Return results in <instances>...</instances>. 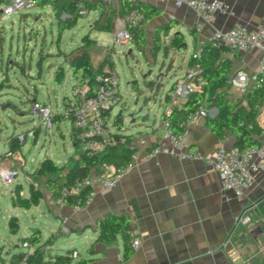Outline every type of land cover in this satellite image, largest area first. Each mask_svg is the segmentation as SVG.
<instances>
[{"label": "crops", "instance_id": "1", "mask_svg": "<svg viewBox=\"0 0 264 264\" xmlns=\"http://www.w3.org/2000/svg\"><path fill=\"white\" fill-rule=\"evenodd\" d=\"M8 1L3 0L0 4V14L2 6ZM64 1L66 0H58L59 5L61 6ZM69 1L77 4L80 10L85 9V13L80 16L92 14L88 20L90 29H96L93 26L94 22L99 25L104 24L111 8L113 12L107 24L108 29L104 31L110 32L112 37L116 20L123 16L118 13L122 0ZM127 1L148 3L158 10V13L143 25L146 45L137 46L138 48L150 47L153 43L155 28L171 23V27L167 29V35L174 32H180L183 35L185 48L180 51H184L189 42L188 59L196 46H209L208 40L214 30L227 29L236 22L244 24L249 29L256 28L264 13V0H222L227 4L228 11L216 13L209 23L196 29L195 24L198 17L190 7L184 5L177 7L172 0ZM86 3L98 4L96 8H89ZM36 6L41 8L40 11L49 9L53 14L51 5L41 7L37 4ZM23 14L30 16L28 11H20L18 12L19 18ZM61 14L64 17L67 16L63 11ZM219 49L232 63L223 89L238 107L246 111L253 84L243 90L237 89L228 84V76L236 69L248 72L257 70L261 50L237 51L226 47ZM80 52L87 51L80 49L72 53L66 61L69 70V60L74 54ZM87 54L88 62L93 70L100 69L101 71L97 72H103L114 69L113 65L107 63L105 51H99L101 56L97 57L98 63L95 65L91 62V55L88 52ZM188 59L183 58L177 69L174 68L173 63L170 70L174 71L173 75L176 78L166 90L162 89V81L153 83V87L147 85L149 90L147 98L155 103L156 96L166 95L170 88L172 90V85L183 76L185 67L188 66ZM146 101L144 103L147 104ZM184 101L185 98L180 99L181 105ZM205 107L209 112L208 117L213 118L216 108ZM142 108L144 110L142 113L148 112V119L135 122L129 117V125L124 126L123 116L119 130L120 136L114 144V159L117 158L116 155L128 150L130 161L133 162L132 168L122 175L111 188H104L93 180L91 185L93 196L90 202L82 208L73 210L68 203L58 204L57 198L53 197L44 185L45 176L34 173L38 164L31 171L23 172L28 181V192L24 196L29 195L30 186L40 192L39 201L35 206L40 209V214L47 219L49 224L47 232L38 228L41 239L45 233H48V236L52 234L54 238L50 245L43 248L44 252L48 251L46 258L43 254V260H47L49 255L66 254L76 250L77 256L72 258V264H264V171L257 175L251 189L239 196L233 194L225 196L220 190L218 174L212 166L211 156L218 146L233 145L234 137L232 134L225 133L222 138H218L205 124V118H200L194 123H186L183 125L182 132L189 148L197 149L201 158L178 159L161 152L150 159L142 158L143 153L155 145H170L164 136L163 115L151 113V108H146V111L144 107ZM263 118L264 98L261 99L253 118L259 129V132L254 133L259 144H264V131L261 128ZM59 124L56 125L57 128ZM70 126V136L73 140L71 123ZM113 128L116 133L114 125ZM25 133L24 139L30 132ZM36 139L37 137L32 135V141L35 142ZM118 144L122 146L120 151H116ZM18 151L19 149L12 152L15 153V158L11 163H0V168L19 169L24 164V159ZM73 152L74 140L72 141V152L67 157H70ZM65 161L53 162L63 164ZM101 168L103 175L115 171L114 166L106 163ZM94 175L96 174H91V176ZM19 186L18 184L14 188V193L18 190L19 194H23ZM242 213L247 214L250 221L236 224L235 217ZM107 214L126 217L125 238L121 233H117L108 241H101L97 238L98 220ZM51 217L57 219L58 223ZM15 228L16 232L17 223ZM60 236L76 245L67 250L53 247L56 238ZM134 239L139 241L135 248L132 246ZM125 244H129L131 249L127 257H124ZM1 251L2 249H0V259L10 263H15V258H12L13 254L20 252L11 251L9 248L1 257Z\"/></svg>", "mask_w": 264, "mask_h": 264}, {"label": "rangeland", "instance_id": "2", "mask_svg": "<svg viewBox=\"0 0 264 264\" xmlns=\"http://www.w3.org/2000/svg\"><path fill=\"white\" fill-rule=\"evenodd\" d=\"M40 10L41 8L37 6L22 10V12L28 11L30 16L23 14L20 18L18 13L9 16L0 14L1 164H9L15 158V153H7L9 136H16L23 132L31 133L37 126L35 142L32 141V133H29L23 141L17 140L20 144L18 152L24 159V164L17 169L13 183L6 185L0 178L1 257L9 248L11 251H26L27 248L20 244V238L28 237L34 228L48 231V221L40 214L38 207L33 205L26 209L14 206L11 203V197L15 196L14 188L18 184L19 189L23 191L21 196L28 192V181L23 172L31 171L46 157L62 163L72 152L70 120H62L59 128L54 123L46 126L41 115L32 109V101L35 99L44 103L51 113H64L63 98L71 99V88L75 81L66 63L71 54L85 49L91 55V62L95 65L98 63L97 57L101 56L99 51L106 52L107 63L113 65L118 74V90L124 100L122 108L115 107L112 114L121 109L125 118L124 126L129 125L128 115L140 106L144 107L145 111L146 108H151V113H160L156 102L147 98L149 90L146 81L154 80L157 74H164L160 80L163 83L162 89L166 90L176 78L173 75L174 71L170 70L173 63L174 68L177 69L182 59H188L190 54L189 42L184 51H163L161 45L168 40V35L161 36L160 47L155 55L150 53L153 43L150 47L142 49L135 46L132 41L123 45L114 44L110 32L88 27L91 13L79 16L76 24L62 31L57 42L56 15L49 9L48 11ZM83 11L80 15L85 13V9ZM63 17L60 13L59 18L63 19ZM129 49L131 52L125 55ZM161 62L162 65H160ZM59 64L63 66L64 75L55 82L54 74ZM170 75L171 78H169ZM145 100L147 104L144 103ZM121 148V144H118L116 151H120ZM10 218L17 223L15 233L9 231ZM51 219L58 223L57 219L53 217ZM47 236L48 233H45L41 241ZM65 240L63 236L57 237L53 247L67 250L76 245ZM47 253L48 251L44 252L45 258Z\"/></svg>", "mask_w": 264, "mask_h": 264}, {"label": "built area", "instance_id": "3", "mask_svg": "<svg viewBox=\"0 0 264 264\" xmlns=\"http://www.w3.org/2000/svg\"><path fill=\"white\" fill-rule=\"evenodd\" d=\"M177 7L187 6L192 8L198 17L195 24L199 29L204 24L209 23L216 13L227 12L228 6L222 0H172ZM37 5L36 0H9L2 6V16H9L22 10H27ZM83 13V10L79 11ZM140 19L138 10L133 9L128 14L119 17L116 20L112 33V42L123 45L132 41L129 28ZM208 45L213 48L226 47L230 50L248 51L252 49L261 50L258 60V68L255 71L248 72L243 69H236L228 76V84L237 89H246L250 84L258 87H264V13L260 17L256 28L249 29L244 24L236 22L227 29H217L209 37ZM202 46H196L191 56L196 57L201 52ZM95 83L90 85L87 78L79 77L72 85L71 99H64V115L69 117L71 125L77 130L76 137L80 140L83 149L92 154L102 152L107 147L114 145L117 139L113 136V116L115 107L122 108L123 96L118 90V74L115 69H109L94 75ZM203 69L198 64H192L185 67L184 74L178 80L168 96H156V103L160 113L163 116H169L175 109L181 108V98L194 91L199 90L204 84ZM32 109L41 115L46 126H50V110L47 106L38 101L32 103ZM209 115L204 105L198 106L194 111L186 115V123H194L200 118ZM165 126L164 136L168 139L169 146L155 145L142 155L144 159H150L158 153H165L178 159L201 158L197 149L189 148L182 134H177L169 126V121L163 119ZM261 128L264 131V118L261 122ZM24 133L16 135L18 141H23ZM121 139V138H120ZM11 154L10 151L7 152ZM211 163L218 174L221 192L228 196L241 195L244 191L251 189L254 185L257 175L264 171V144L256 146L240 147L231 145L230 147L218 146L211 156ZM133 166V162L119 165L115 171L108 175H88L83 178H75L69 185H63L60 189V195L57 203H64L63 196L77 195L84 187H89L88 194L83 200L76 199L70 204L73 210H78L88 204L93 196L91 185L93 180L104 188L113 187L119 178L127 173ZM17 169L13 167L0 168V178L9 185ZM250 221L247 214H239L235 217L236 224H244ZM139 241L134 239L132 246L137 247ZM27 248L26 253L15 263H10L0 259V264H36L27 259L28 254L32 253L33 246L28 240H22L20 243ZM72 258H76L77 251L70 253ZM39 264H51L43 260Z\"/></svg>", "mask_w": 264, "mask_h": 264}, {"label": "trees", "instance_id": "4", "mask_svg": "<svg viewBox=\"0 0 264 264\" xmlns=\"http://www.w3.org/2000/svg\"><path fill=\"white\" fill-rule=\"evenodd\" d=\"M3 0H0V4ZM37 4L41 7L47 5L52 6V12L56 15L57 23V42L61 36V33L65 29L71 28L76 19L80 16V8L77 4L71 3L66 0L59 5L58 0H36ZM89 8H96L98 3L88 4ZM136 9L140 13V19L132 25L129 30L131 38L134 44L138 47L146 45L145 30L143 25L154 15L158 13L148 3L134 2L131 3L127 0H122L118 8L120 15L128 14L131 10ZM67 14L63 19L59 18L61 12ZM113 10L109 9V14L104 24L99 25L94 22V28L98 30H107L108 22ZM171 27V23L159 25L154 30L153 35V46L151 47V54L155 55L159 46V40L161 36L167 35V29ZM185 48L184 37L180 32H174L169 35L168 40L161 45L163 51L173 50L180 51ZM192 54V52H191ZM198 64L203 69V77L205 79L202 87L194 92L189 93L185 101L182 103L181 108L175 109L169 116H163L164 120L169 121V126L177 134H182L183 125L181 124L186 120V115L194 111L198 106L205 105L207 107H215L216 114L213 118L205 117V124L211 129L212 132L218 138H222L225 133L233 135V145L240 147L256 146L259 144L258 139L254 133L259 132V129L255 125L254 116L257 113L258 105L261 99L264 98V87H258L253 85L250 90V96L248 100V110H244L242 107H238L237 103L232 100L223 89L226 83V77L231 68V60L225 56L219 48H213L210 46H202L201 52L198 56L188 59V65ZM69 68L72 72L73 77L78 80L79 75L87 78L90 85L95 83L94 75L101 71L100 69L93 70V67L88 62L87 52H80L74 54L69 60ZM64 75L63 66L59 64L56 67L54 74V81L58 82ZM148 86L153 87L152 81H147ZM174 86V84L172 85ZM171 88L168 90L165 96H168ZM66 97L63 98V100ZM35 99L32 101V103ZM44 105V103H41ZM69 119L68 116L63 113H50L49 120L50 124L54 123L58 125L60 121ZM123 115L115 114L113 116V125L117 132L113 136L118 139L120 136V129L122 126ZM73 127V126H72ZM119 131V132H118ZM28 133V132H27ZM34 137L37 134V128H33L31 132ZM77 130L73 127L72 135L74 140V152L67 158L63 164H56L50 158L46 157L40 161L34 170L37 175L45 176L44 185L52 193L53 197L58 198L60 195V189L63 185H69L75 178H83L92 173L96 175H103L101 166L106 163L112 166L118 167L119 165L126 164L130 161V156L125 151L122 154L116 155L114 153V145L107 147L102 152L92 154L88 150L80 147V140L76 137ZM26 134V133H24ZM9 151L12 153L18 150L20 144L18 143L16 136L11 135L8 138ZM15 196L12 198L11 203L14 206L23 208H30L31 206L37 205L40 192L34 189L32 186L29 187V195L27 197L21 196L18 190H15ZM89 187L82 188L77 195L63 196L62 200L64 203L72 204L76 199L83 200L88 194ZM9 230L15 232L16 222L10 218L8 221ZM127 219L125 216H113L105 215L98 220V239L101 241H108L115 237L117 233H121L124 238L126 237ZM28 240L33 246L32 253L28 254L27 259L29 261L39 264L43 261V248L46 245H50L54 238L50 234L45 240L41 241L40 230L34 228L28 237H22L20 239ZM131 252L130 245L125 244L124 257H127ZM26 252H16L12 258H15L14 262H17ZM71 252L66 254H53L49 255L47 262L51 264H72ZM80 262V261H79ZM78 263V262H77ZM76 264V263H74Z\"/></svg>", "mask_w": 264, "mask_h": 264}, {"label": "water", "instance_id": "5", "mask_svg": "<svg viewBox=\"0 0 264 264\" xmlns=\"http://www.w3.org/2000/svg\"><path fill=\"white\" fill-rule=\"evenodd\" d=\"M129 52H131V50L129 49L127 51V53L125 55H127ZM162 65V62L161 64ZM164 74H157L156 76H154V80L149 79L148 81H152L153 83H156L157 81H161L160 78L163 76ZM145 77V76H144ZM147 82V81H146ZM142 106H140L139 108L136 109L135 112L130 113L128 116L131 118V121H135V122H142V120H147L148 119V112H144L142 113ZM118 114H122V110L118 111Z\"/></svg>", "mask_w": 264, "mask_h": 264}]
</instances>
